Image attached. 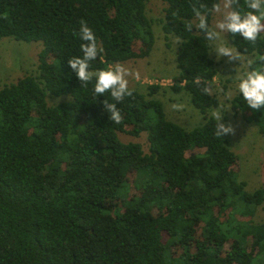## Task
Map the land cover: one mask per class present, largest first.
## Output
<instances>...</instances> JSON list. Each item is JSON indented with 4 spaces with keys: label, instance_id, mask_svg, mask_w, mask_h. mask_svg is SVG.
I'll use <instances>...</instances> for the list:
<instances>
[{
    "label": "trees",
    "instance_id": "trees-1",
    "mask_svg": "<svg viewBox=\"0 0 264 264\" xmlns=\"http://www.w3.org/2000/svg\"><path fill=\"white\" fill-rule=\"evenodd\" d=\"M147 1L0 0V38L43 43L36 74L0 88V264H264V222L253 219L264 185L249 192L237 178V157L208 114L219 100L195 83L217 74L208 40L185 27L197 0H162L161 28L180 38L169 88L189 94L200 125L168 120L160 100L134 88L115 124L104 110L110 93L96 96L95 79L85 88L68 65L83 55L82 19L104 48L91 70L147 56ZM227 39L264 67V38ZM48 93L71 99L50 104ZM231 107L264 134V108L242 93ZM118 132H145L148 152Z\"/></svg>",
    "mask_w": 264,
    "mask_h": 264
},
{
    "label": "rangeland",
    "instance_id": "rangeland-1",
    "mask_svg": "<svg viewBox=\"0 0 264 264\" xmlns=\"http://www.w3.org/2000/svg\"><path fill=\"white\" fill-rule=\"evenodd\" d=\"M165 3L162 0H148L145 13L151 20L154 34V44L147 56L135 58L122 62L133 73L139 72L140 78L129 77V86L161 101L165 117L168 120L180 124L189 130L203 123V114L191 103L189 94L180 91L174 92L169 86L172 84V77L176 74V48L177 37L173 34H165L161 28V19L164 15ZM220 17L212 13L210 25ZM225 35V36H224ZM222 34L221 40L228 47L234 48L227 39V33ZM219 43V42H215ZM209 54L214 60L217 74L211 84L212 94L219 100L217 107L208 110L211 115L213 110L226 111L224 114L225 123L231 122L235 129V135L227 136V144L237 157L238 179L246 183V190L251 192L264 185V134L258 131L253 122L244 120L241 112L234 114L231 101L236 96L240 77L248 71L245 62H228L227 57L216 59V52L213 49V42H209ZM135 49L139 51L140 45L135 43ZM43 48V43L37 41H21L12 37L0 38V88L26 74H36L38 65V53ZM242 55V54H241ZM252 58L251 55H242ZM160 82H162L161 85ZM159 84L161 88L154 94H148V85ZM70 95L47 94L48 103H58L70 100ZM183 105L181 109H174L172 105ZM118 137L123 142L134 141L140 143L144 152H148V141L146 133L142 132L135 137L123 132H118ZM254 220L264 222V202L253 217Z\"/></svg>",
    "mask_w": 264,
    "mask_h": 264
},
{
    "label": "clouds",
    "instance_id": "clouds-1",
    "mask_svg": "<svg viewBox=\"0 0 264 264\" xmlns=\"http://www.w3.org/2000/svg\"><path fill=\"white\" fill-rule=\"evenodd\" d=\"M197 3L192 5L194 19L185 22L186 30L192 32L193 27H195L196 32L202 33L206 40L213 42L217 60L221 57H227L230 63L238 61L239 65H242L246 62L250 70L240 77L239 94L242 93L243 100L251 109L264 108V67H251L256 61L252 58L246 59L240 51L228 47L221 40L222 34L225 33L240 35L245 41L252 44H255L258 39L264 38L261 37V34L264 33V0H244L243 5L240 0H215L211 9L207 4L199 3V0ZM209 13H214L220 17L211 25L208 19ZM78 35L84 42L81 44L83 55L70 57L68 65L85 88L89 82L95 79L94 93L96 96L110 93L115 102L110 103L106 99L104 110L110 114L109 119L112 122L121 124L123 116L117 107V103L122 102L126 97L133 96L134 89L129 86V77L134 75L136 79H139L140 74L139 72L133 73L122 63L110 64L106 68L96 71L91 70V62L104 52V48L98 43L94 30L83 19L80 21ZM177 43H180L179 37H177ZM260 60L264 62V57H261ZM195 83L202 85L204 94L212 95L213 85L211 83L202 81L200 78H197ZM172 107L181 109L183 105L174 104ZM226 111L216 109L211 113L216 122L215 136L217 138L235 135L234 125L231 122H223Z\"/></svg>",
    "mask_w": 264,
    "mask_h": 264
},
{
    "label": "built area",
    "instance_id": "built-area-1",
    "mask_svg": "<svg viewBox=\"0 0 264 264\" xmlns=\"http://www.w3.org/2000/svg\"><path fill=\"white\" fill-rule=\"evenodd\" d=\"M160 84H161V85H164V84H162V82H160Z\"/></svg>",
    "mask_w": 264,
    "mask_h": 264
}]
</instances>
